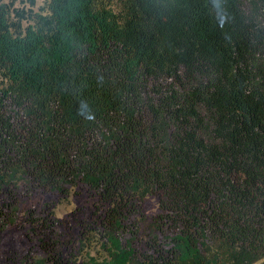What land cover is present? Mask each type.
Wrapping results in <instances>:
<instances>
[{"label":"trees","instance_id":"obj_1","mask_svg":"<svg viewBox=\"0 0 264 264\" xmlns=\"http://www.w3.org/2000/svg\"><path fill=\"white\" fill-rule=\"evenodd\" d=\"M15 14L0 5V230L36 192L86 202L64 227L27 208L0 264H264V0Z\"/></svg>","mask_w":264,"mask_h":264},{"label":"rangeland","instance_id":"obj_2","mask_svg":"<svg viewBox=\"0 0 264 264\" xmlns=\"http://www.w3.org/2000/svg\"><path fill=\"white\" fill-rule=\"evenodd\" d=\"M2 4L8 6L11 14L17 17L15 10H22L25 15H29L31 11L40 10L44 0H0V5ZM25 21V19H21V22L25 23ZM85 202L86 196L83 192L67 198H61L45 192H36L32 196L27 197L21 205L20 214L16 222L0 230V259H4L10 252H19L26 248V224L23 221V213L27 208H35L37 212L47 207L54 210L57 218L62 221L61 226L64 227L66 223H72L75 220V210L85 204ZM142 209L148 215L154 214L157 211V198L147 195L143 200Z\"/></svg>","mask_w":264,"mask_h":264}]
</instances>
